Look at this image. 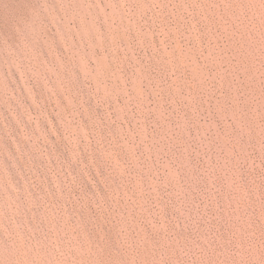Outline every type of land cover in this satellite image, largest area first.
Listing matches in <instances>:
<instances>
[{"label": "rangeland", "instance_id": "1", "mask_svg": "<svg viewBox=\"0 0 264 264\" xmlns=\"http://www.w3.org/2000/svg\"><path fill=\"white\" fill-rule=\"evenodd\" d=\"M0 264H264V0H0Z\"/></svg>", "mask_w": 264, "mask_h": 264}]
</instances>
